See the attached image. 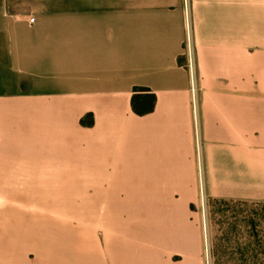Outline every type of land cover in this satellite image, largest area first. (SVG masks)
<instances>
[{
	"label": "crops",
	"instance_id": "obj_1",
	"mask_svg": "<svg viewBox=\"0 0 264 264\" xmlns=\"http://www.w3.org/2000/svg\"><path fill=\"white\" fill-rule=\"evenodd\" d=\"M136 88L152 112H134ZM111 178L186 201L152 257L119 264H205L192 205L264 203V0H0V212L26 209L12 196L34 181L93 196Z\"/></svg>",
	"mask_w": 264,
	"mask_h": 264
},
{
	"label": "rangeland",
	"instance_id": "obj_2",
	"mask_svg": "<svg viewBox=\"0 0 264 264\" xmlns=\"http://www.w3.org/2000/svg\"><path fill=\"white\" fill-rule=\"evenodd\" d=\"M105 181L92 184L93 196L79 186L68 191L67 180L62 179L34 181L24 195H13L26 209L13 205L7 220L0 212V235L6 230L12 237L11 243L1 242L2 256H9L12 264H20L26 254V264H42V256L52 264H85L88 249V264H107L106 252L119 264L125 258L152 257L155 250L149 244L164 235L162 224L186 219L185 196L139 191L133 178H111L107 188ZM55 184H62L61 191L55 190ZM166 203L178 209L171 211ZM191 208L204 221L205 264H264L263 202L203 196L199 210ZM98 223L113 234L100 239ZM87 233L93 236L89 242ZM112 237L126 243L106 248L104 241Z\"/></svg>",
	"mask_w": 264,
	"mask_h": 264
},
{
	"label": "trees",
	"instance_id": "obj_3",
	"mask_svg": "<svg viewBox=\"0 0 264 264\" xmlns=\"http://www.w3.org/2000/svg\"><path fill=\"white\" fill-rule=\"evenodd\" d=\"M136 94L134 95L132 99V107L135 113L138 115H146L147 113H150L155 108L156 103V96L154 94H142L144 92H148L147 89H135ZM140 92V93H139ZM82 125H91L92 122H87L85 118L81 120Z\"/></svg>",
	"mask_w": 264,
	"mask_h": 264
},
{
	"label": "built area",
	"instance_id": "obj_4",
	"mask_svg": "<svg viewBox=\"0 0 264 264\" xmlns=\"http://www.w3.org/2000/svg\"><path fill=\"white\" fill-rule=\"evenodd\" d=\"M31 21H34V19L32 18Z\"/></svg>",
	"mask_w": 264,
	"mask_h": 264
}]
</instances>
